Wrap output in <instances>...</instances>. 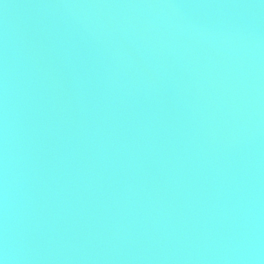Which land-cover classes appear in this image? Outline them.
Here are the masks:
<instances>
[{
  "label": "water",
  "instance_id": "95a60500",
  "mask_svg": "<svg viewBox=\"0 0 264 264\" xmlns=\"http://www.w3.org/2000/svg\"><path fill=\"white\" fill-rule=\"evenodd\" d=\"M3 264H264V0H0Z\"/></svg>",
  "mask_w": 264,
  "mask_h": 264
},
{
  "label": "clouds",
  "instance_id": "9594fccd",
  "mask_svg": "<svg viewBox=\"0 0 264 264\" xmlns=\"http://www.w3.org/2000/svg\"><path fill=\"white\" fill-rule=\"evenodd\" d=\"M0 264H3V261L2 260H0Z\"/></svg>",
  "mask_w": 264,
  "mask_h": 264
}]
</instances>
